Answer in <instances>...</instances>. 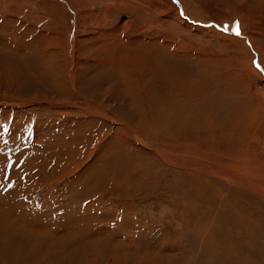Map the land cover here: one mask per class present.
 Segmentation results:
<instances>
[{
    "label": "rangeland",
    "instance_id": "rangeland-1",
    "mask_svg": "<svg viewBox=\"0 0 264 264\" xmlns=\"http://www.w3.org/2000/svg\"><path fill=\"white\" fill-rule=\"evenodd\" d=\"M0 264H264V0H0Z\"/></svg>",
    "mask_w": 264,
    "mask_h": 264
},
{
    "label": "snow or ice",
    "instance_id": "snow-or-ice-1",
    "mask_svg": "<svg viewBox=\"0 0 264 264\" xmlns=\"http://www.w3.org/2000/svg\"><path fill=\"white\" fill-rule=\"evenodd\" d=\"M174 2H177V0H174ZM181 15H183V13H181ZM224 30L227 31L228 29L225 28ZM233 31H234V34H235V35H240L238 29H237L235 26L233 27ZM253 64H254V66H256L258 69L260 68V65H259L256 61H253ZM5 130H7V129H5ZM8 187H11V185H9Z\"/></svg>",
    "mask_w": 264,
    "mask_h": 264
}]
</instances>
